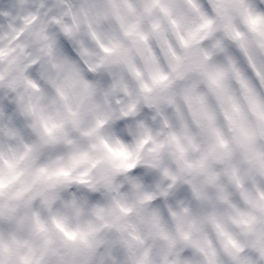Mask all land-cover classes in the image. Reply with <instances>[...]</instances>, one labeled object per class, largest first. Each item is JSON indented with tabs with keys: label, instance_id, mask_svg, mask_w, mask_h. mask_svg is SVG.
<instances>
[{
	"label": "clouds",
	"instance_id": "9594fccd",
	"mask_svg": "<svg viewBox=\"0 0 264 264\" xmlns=\"http://www.w3.org/2000/svg\"><path fill=\"white\" fill-rule=\"evenodd\" d=\"M0 264H264V0H0Z\"/></svg>",
	"mask_w": 264,
	"mask_h": 264
}]
</instances>
